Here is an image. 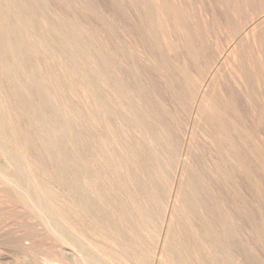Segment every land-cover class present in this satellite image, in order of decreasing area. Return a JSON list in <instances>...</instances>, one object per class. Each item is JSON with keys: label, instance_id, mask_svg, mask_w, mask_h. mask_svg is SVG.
I'll return each mask as SVG.
<instances>
[{"label": "rangeland", "instance_id": "obj_1", "mask_svg": "<svg viewBox=\"0 0 264 264\" xmlns=\"http://www.w3.org/2000/svg\"><path fill=\"white\" fill-rule=\"evenodd\" d=\"M90 1L113 16L116 31L72 0H0V264H264V61L253 44L264 51V0ZM82 24L94 37L81 34ZM153 34L167 43L157 47ZM133 35L153 60L145 58V80L126 75L146 88L148 105L169 125L172 148L165 149L177 154L186 142L203 154L194 192H182L185 213L175 211L173 221L166 206L176 158L168 167L155 148L163 177H152L147 145L135 133L127 137V115L98 78L117 59L94 62L92 45L133 43ZM95 91L107 112L102 125L87 113ZM198 108L222 154L204 137ZM111 126L133 141L123 146L128 160L141 157L120 171L110 162ZM216 161L230 163L233 183L209 169ZM143 174L154 182L153 200ZM42 189L69 211L76 232L48 226L27 197ZM243 201L251 207L246 217Z\"/></svg>", "mask_w": 264, "mask_h": 264}, {"label": "bare ground", "instance_id": "obj_2", "mask_svg": "<svg viewBox=\"0 0 264 264\" xmlns=\"http://www.w3.org/2000/svg\"><path fill=\"white\" fill-rule=\"evenodd\" d=\"M71 1V0H70ZM80 5V8L85 11V9H88V11L91 12V10H95L91 14L94 15L95 20L100 22L101 26L106 28L109 32L111 30L116 31L115 23L113 21V16L111 17V14H107L106 8L100 4V2H97L96 4L99 6L97 7L93 2L90 0H72ZM131 1V0H130ZM191 1V0H188ZM204 1V0H202ZM132 2V1H131ZM140 2V1H139ZM190 3V2H189ZM198 3V1H197ZM134 4V3H133ZM137 5V4H136ZM195 5V4H194ZM197 5V4H196ZM205 5V4H204ZM192 7V6H191ZM138 8V7H137ZM193 8V7H192ZM200 9V8H199ZM141 11L140 9H138ZM193 11V10H192ZM201 11V10H200ZM210 12V11H209ZM139 13V12H137ZM196 13V12H195ZM184 14V13H183ZM142 15L141 13L138 15V17ZM187 15V14H186ZM190 15V14H189ZM69 17V16H67ZM190 18V17H189ZM191 19V18H190ZM143 21V20H142ZM124 23V22H123ZM143 25V24H142ZM163 26V25H161ZM160 26V27H161ZM178 26V25H177ZM176 26V27H177ZM129 28V26H127ZM178 28V27H177ZM81 29V34L85 35L87 38L89 37H94L93 32H90L87 26L82 24L80 26ZM152 28H149V31H151ZM105 30L108 34L109 32ZM153 30V29H152ZM135 33V31L133 29ZM143 31V30H142ZM145 31V30H144ZM181 31V30H180ZM141 32V31H140ZM129 33V32H127ZM145 33V32H144ZM97 36V33H95ZM138 34V33H137ZM134 36V35H133ZM183 36V35H182ZM84 38L87 40V38ZM134 41L133 43H127L121 41V39L117 38V42L113 44V46L107 47L103 42L97 43L96 45H92L94 49L92 51L97 55V58L95 59L94 57V62L98 61H106L110 57H113V60L115 61V58L117 59V66L113 67L111 70H107V72H102V67H100L99 71L102 72L100 76H98L99 79H102V83H104L106 86L110 87L111 90L113 91V94L115 96V101L117 105H119L124 113L127 115V121L122 119L121 127L122 129H125L127 133V137H130L132 139V133H135L138 135V141L141 143H145L148 147V153L144 151L147 155L148 159V164L150 161L155 162L154 166H150L149 168L155 169L152 177L154 179L161 180V177H163L162 173L159 170V167L157 165V156L154 154L155 148L158 150L162 148V153H163V162L169 167L171 165V159L173 156L176 158V165H177V173H176V180L173 182L171 185V196H170V203L166 206V211L168 213V216L170 217V221H173L175 218V211H180L181 214L185 213L186 210V200L185 198L182 197V192L185 194L193 193L194 192V185L195 181H197L196 178H200L201 170V160L203 158V154L199 155L198 150L195 149V147L191 143H184L182 150L180 153H175L171 150L170 154H168V151L165 149H170L172 148V142H171V133H170V127L168 124L162 123V121L158 118L157 116V111L148 105L147 100L145 99V95L142 93V91L145 93L146 88L145 87H138V85L135 83L133 86L129 81L133 76H135L138 80L143 77L145 80V75L150 76L148 73H143V70L146 68V60H148L152 57L150 54H148L144 50V45L141 43V40L139 36H134ZM133 38V37H132ZM144 38V37H143ZM172 38V37H171ZM152 39L156 41L157 47L159 45H163L167 43V39L165 37L166 43L158 39L155 34H153ZM172 42V41H170ZM256 48V55L264 61V51L262 49V46L260 45L259 47L257 46V43H253ZM171 50V49H170ZM108 57L106 58V56ZM151 57H150V56ZM152 59V58H151ZM218 59V58H217ZM153 60V59H152ZM150 61V60H149ZM195 61V60H194ZM261 61V63H263ZM264 64V63H263ZM127 74L132 75V77H128ZM213 75V74H212ZM222 75V74H221ZM133 77V79H135ZM120 79V80H119ZM87 89L91 88L87 86ZM142 89V90H141ZM97 100H95V110L91 109V111H87V113L92 114V117L99 121V123L102 125L104 120H107V112L103 110V106L101 104V100L99 99L97 92L95 91ZM157 96V95H156ZM179 103H181V100L179 99ZM208 103L204 109V112H207V107ZM169 115L173 116L172 112H168ZM210 117L211 115L208 114ZM196 120L202 121L203 122V135L205 138H207L210 143L213 145V149L215 152L218 154L223 153V149L221 150L219 146V142L217 140L216 135H214L212 128L206 123L204 120L203 114L201 110L198 108L196 112ZM146 117V120L144 121V118ZM125 121V122H123ZM11 131L12 128L14 127L10 126ZM153 129H155L156 135L153 134ZM8 130V129H7ZM111 130H113V139L111 140L112 143L116 144L113 149L109 150V156H110V162L113 165V167L117 170L120 171L123 168V165L129 161V162H137L139 161V155H135L134 153L133 158L129 159L127 158L128 150H125L124 152V144L128 145L131 147V144L133 141H125L123 136L117 131H115L114 127L111 126ZM5 133L6 131L3 130ZM12 133V132H11ZM10 133V134H11ZM7 134V132H6ZM17 134V133H15ZM99 134V133H98ZM129 138V139H130ZM105 140L106 138H103ZM13 140L14 142H11L14 146L17 148H20L21 150L24 149L25 147L22 144L21 140H17L14 138H10V141ZM17 140V141H16ZM110 140V139H108ZM9 141V140H8ZM107 142V141H106ZM161 145H164L161 147ZM117 147L120 149V153L116 150ZM164 147V148H163ZM93 149V148H92ZM230 151H233L231 148L229 149ZM117 151V152H116ZM124 152V153H123ZM135 155V157H134ZM159 155V154H157ZM161 156V155H160ZM227 156H233L235 159H237V164L242 165V162L239 158L234 156L231 152H227ZM156 157V159H155ZM224 156H219V161L223 158ZM216 161L212 163V168H209L210 170H221L223 172V181L224 184L227 183H233L234 179L231 178L229 171L226 168L230 167V163L226 162L225 166L219 162ZM28 165L32 166L31 163H27ZM132 166V165H131ZM131 166L129 169H131ZM139 169V168H137ZM33 171V169H32ZM145 177V190H146V197L148 200H153V192L155 190V185L154 182L151 180H148L151 175L143 174ZM200 175V176H199ZM195 177V178H194ZM136 178V175H131L130 181L132 184H134V181ZM11 182L13 179H9ZM203 180H205L203 178ZM206 181V180H205ZM13 183V182H12ZM230 185V184H229ZM152 189L151 193L150 190ZM38 193V196H31L27 193V197L29 198L30 202L33 203L37 208H39L45 216L48 218V226L55 231L56 233H62L65 234L66 231H73L76 232V227L71 223L70 221V214L67 209H63L57 205V203L48 195V189H42L41 191L36 190ZM29 195V196H28ZM129 197L133 200V193L129 190ZM46 203V205H45ZM242 207L244 208L242 210V213L244 217L249 215L250 211V205L249 202L243 201L242 202ZM229 215V214H228ZM226 214V218L230 219L231 216ZM161 241V240H160ZM122 254H120L121 256ZM166 253L164 250L160 252V258L163 259V256H165ZM46 261L50 260L49 255L46 254L45 257Z\"/></svg>", "mask_w": 264, "mask_h": 264}]
</instances>
